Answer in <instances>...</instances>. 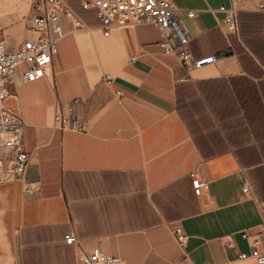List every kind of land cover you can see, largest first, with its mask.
Here are the masks:
<instances>
[{"label": "crops", "instance_id": "crops-1", "mask_svg": "<svg viewBox=\"0 0 264 264\" xmlns=\"http://www.w3.org/2000/svg\"><path fill=\"white\" fill-rule=\"evenodd\" d=\"M173 1L200 10L185 21L193 56H216L190 73L164 53L154 24L106 37L96 10L70 0L88 28L59 43L53 79L15 77L7 105L27 122L31 162L24 178L0 183V264H77L64 241L72 230L86 248L126 264H258L239 258L251 253L239 232L261 222L264 164L245 163L233 130L257 122L264 133V0ZM233 6L239 36L225 24ZM31 12L32 0H0L10 47L29 36ZM75 99L85 132L55 122ZM219 143L229 147L213 151ZM193 171L209 183L201 196ZM176 226L188 236L184 246ZM233 232V246L224 247L221 236Z\"/></svg>", "mask_w": 264, "mask_h": 264}, {"label": "built area", "instance_id": "built-area-1", "mask_svg": "<svg viewBox=\"0 0 264 264\" xmlns=\"http://www.w3.org/2000/svg\"><path fill=\"white\" fill-rule=\"evenodd\" d=\"M86 10H96L100 28L109 37L117 27H132L137 24H154L160 30V44L167 55L176 56L187 73L200 67L216 56L196 59L191 51L195 35L185 21L198 19L200 10L178 8L173 0H80ZM258 11L264 13V4ZM228 30L239 36L238 10L229 11L225 20ZM30 31L19 45L10 47L0 29V183L24 178L31 162L30 152L24 144L27 126L25 118L13 112L7 105V97L17 74L23 82L39 79L52 80L55 74L54 60L59 51V43L70 33L88 28L82 17L73 9L70 0H32V12L27 17ZM111 84V80H108ZM122 96L121 91H116ZM80 100L75 99L68 106V114L58 112L55 122L63 131L85 132L86 123L77 114ZM197 196L209 188V183L200 179L193 171L190 174ZM249 187L246 186L245 190ZM28 192L31 189H27ZM261 222L255 232L245 229L239 232L246 239L251 253L241 252L239 258L254 257L258 264H264V201H257ZM173 234L180 246H184L188 236L181 226L173 228ZM236 233L221 236L224 247H231ZM75 252L77 264H126L125 260L96 246L92 249L83 245L75 230L64 237Z\"/></svg>", "mask_w": 264, "mask_h": 264}, {"label": "rangeland", "instance_id": "rangeland-1", "mask_svg": "<svg viewBox=\"0 0 264 264\" xmlns=\"http://www.w3.org/2000/svg\"><path fill=\"white\" fill-rule=\"evenodd\" d=\"M240 35V30H239ZM188 118H191L193 114L187 113ZM257 119V116L254 118ZM258 123H255V128H249L247 129H238L233 130V134L235 137V140L237 142V145L233 146L235 147V150H237L244 158L245 163L248 165H258V164H264V138H263V130H259ZM217 132V131H216ZM220 132V131H218ZM247 137L251 140V145L247 146ZM212 140L215 142H221V139L217 137L216 135H213ZM248 139V141H250ZM247 142V143H246ZM224 147H229L227 144L224 146L223 143H219L218 145H212L211 148L213 151L215 149H223ZM260 168H264L260 167Z\"/></svg>", "mask_w": 264, "mask_h": 264}]
</instances>
